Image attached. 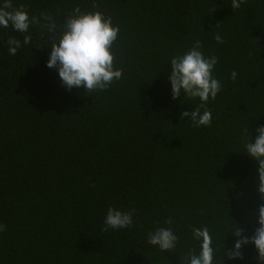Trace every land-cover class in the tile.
Instances as JSON below:
<instances>
[{"label":"trees","instance_id":"trees-1","mask_svg":"<svg viewBox=\"0 0 264 264\" xmlns=\"http://www.w3.org/2000/svg\"><path fill=\"white\" fill-rule=\"evenodd\" d=\"M13 4L59 23L77 5L110 16L123 75L104 90L68 89L46 66L51 48L38 25L14 56L7 40L24 34L0 28V264H188L200 251L193 229L202 228L214 264H259L251 243L241 258L225 254L234 225L251 236L264 204L258 162L245 148L246 130L264 124V0L236 9L232 0ZM197 40L218 58L222 84L201 127L181 117L199 99H173L168 83L170 61ZM110 206L133 213L132 226L105 230ZM159 227L172 228L175 248L147 243Z\"/></svg>","mask_w":264,"mask_h":264},{"label":"clouds","instance_id":"clouds-1","mask_svg":"<svg viewBox=\"0 0 264 264\" xmlns=\"http://www.w3.org/2000/svg\"><path fill=\"white\" fill-rule=\"evenodd\" d=\"M241 2L242 0H232V8H239ZM37 25L44 34V44L51 48L46 66L57 70L60 81L66 88L83 87L87 92L104 90L121 79L123 72L122 69L114 67L111 47L117 40L119 27L112 23L110 16L106 17L99 10L83 11L77 5L59 23L49 11L29 16L23 7H15L13 0H0V28L11 27L13 31L24 34L23 41L15 37L8 38L9 55H16L18 49L31 43L29 29ZM215 39L218 43L223 42L219 34ZM217 63L218 58L215 55H204L199 40L188 51L170 61L168 83L172 98L187 96L198 98L201 102L195 109L181 113V117L190 119L195 127L211 124L212 114L205 105L210 99H215L222 88L221 82L213 75ZM236 75L233 71L231 78L235 79ZM246 131L250 136L245 145L246 153L258 162V191L264 196V124ZM166 223L171 225V218ZM257 223L259 226L251 236L244 235V229L234 225L231 233L237 239L232 249H226L225 255L229 259L241 258V249L251 243L257 251L253 259L264 264V204L258 208ZM132 224L133 213L108 207L104 218L105 230L127 229ZM2 228L0 225V229ZM193 236L200 241V251L189 256L188 264H214L215 249L207 228L193 229ZM176 242L177 236L171 227L156 228L147 238L148 244L163 251L175 248Z\"/></svg>","mask_w":264,"mask_h":264}]
</instances>
